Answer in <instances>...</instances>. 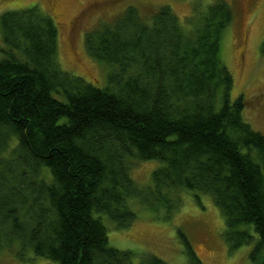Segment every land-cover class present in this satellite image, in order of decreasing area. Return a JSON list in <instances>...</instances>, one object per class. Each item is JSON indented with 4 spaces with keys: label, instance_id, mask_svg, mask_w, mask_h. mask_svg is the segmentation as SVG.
Wrapping results in <instances>:
<instances>
[{
    "label": "trees",
    "instance_id": "1",
    "mask_svg": "<svg viewBox=\"0 0 264 264\" xmlns=\"http://www.w3.org/2000/svg\"><path fill=\"white\" fill-rule=\"evenodd\" d=\"M233 6L217 0L181 20L166 4L129 5L86 33L88 52L117 65L98 86L64 69L58 27L39 5L0 16V254L45 264H135L109 243L107 214L127 227L130 198L172 217L183 191L209 195L232 249L254 245L264 264V132L244 118L221 56ZM264 55V40L261 43ZM159 159L153 184L131 175L135 160ZM187 264H203L181 229ZM140 264H170L143 253Z\"/></svg>",
    "mask_w": 264,
    "mask_h": 264
},
{
    "label": "rangeland",
    "instance_id": "2",
    "mask_svg": "<svg viewBox=\"0 0 264 264\" xmlns=\"http://www.w3.org/2000/svg\"><path fill=\"white\" fill-rule=\"evenodd\" d=\"M217 0H0V16L4 11L23 9L33 5L50 13L58 27V59L61 66L83 76L98 86L108 85L109 73L116 64L92 56L86 46V33L103 22L112 21L129 5L151 14L163 5H170L181 20L206 11ZM234 9V18L226 28L221 42V56L234 76L233 97L243 93L248 101L244 118L264 132V0H227ZM114 20V19H113ZM7 45L3 40L0 22V58ZM163 162L159 159L135 160L132 177L143 186L153 184V171ZM172 217L167 218L164 204L154 208L137 197L130 205L137 212L127 227H116L104 213L109 243L135 252V264L143 253L155 254L170 264H187L184 243L179 235L183 230L203 264H254L250 251L255 241L234 249L226 241L225 219L209 195L201 194V202L191 191H183ZM32 259L23 260L5 250L0 264H45L50 259L29 252Z\"/></svg>",
    "mask_w": 264,
    "mask_h": 264
}]
</instances>
